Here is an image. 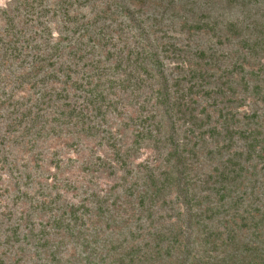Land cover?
Returning a JSON list of instances; mask_svg holds the SVG:
<instances>
[{
  "label": "trees",
  "instance_id": "trees-1",
  "mask_svg": "<svg viewBox=\"0 0 264 264\" xmlns=\"http://www.w3.org/2000/svg\"><path fill=\"white\" fill-rule=\"evenodd\" d=\"M189 29L222 31L207 20ZM225 31L242 62L222 68L219 50L164 44L124 0L10 1L0 7V153L64 131L99 138L151 226L158 209L174 212L120 264H264V23ZM144 147L159 162L135 171ZM190 231L200 252L185 244Z\"/></svg>",
  "mask_w": 264,
  "mask_h": 264
},
{
  "label": "rangeland",
  "instance_id": "rangeland-1",
  "mask_svg": "<svg viewBox=\"0 0 264 264\" xmlns=\"http://www.w3.org/2000/svg\"><path fill=\"white\" fill-rule=\"evenodd\" d=\"M10 1L0 0V7ZM124 1L164 44L219 50L225 60L219 65L222 68L242 62L241 46L226 33L227 24L245 27L256 21L264 23V0ZM201 20L222 31L195 34L189 25ZM52 28L56 32L58 24L53 23ZM167 63V71L177 75V63ZM257 65V60L251 59L246 67L250 70ZM257 106L264 113V104ZM252 109L254 99L250 97L242 110ZM112 122L116 133L119 121ZM99 142V138L64 131L34 144L29 137L22 143L10 141L2 148L0 264H120L127 245L143 246L151 233L168 224L165 217L174 214L172 209H158L155 226H151L139 206L131 204L123 188L117 186L123 184L124 171L112 159V151ZM157 159L155 151L144 147L132 166L135 171L139 163L154 166ZM128 178L129 182L134 179ZM189 233L190 237L184 238L186 246L195 245L200 252L197 234ZM139 260L136 264H142Z\"/></svg>",
  "mask_w": 264,
  "mask_h": 264
}]
</instances>
